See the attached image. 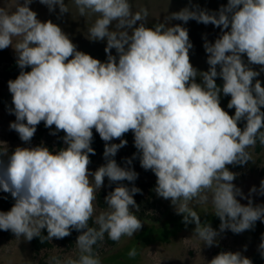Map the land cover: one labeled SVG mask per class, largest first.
Masks as SVG:
<instances>
[{
  "label": "clouds",
  "instance_id": "9594fccd",
  "mask_svg": "<svg viewBox=\"0 0 264 264\" xmlns=\"http://www.w3.org/2000/svg\"><path fill=\"white\" fill-rule=\"evenodd\" d=\"M32 2L18 0L13 12L0 7V50L11 46L21 69L8 81L14 106L10 113L16 118L10 129L27 144L43 122L46 128L55 126L51 135L65 133L64 147L0 150V190L15 201L9 211H0V230L26 241L39 237L41 243L76 230L81 233L76 241L79 257H52L50 264H101L93 246L105 234L118 242L143 226L133 211H139L134 195L141 189L118 183L134 182L138 173L113 158L127 145L122 137L129 131L141 167L157 178L155 193L171 200L185 224H195L193 234L204 245L212 247L225 230L240 234L264 222V205L253 206L233 183L238 174L227 167L245 165L252 159L249 149L257 141L264 145V87L256 79L264 72V0H227L217 12L185 7L165 18L221 28L214 43L205 40L203 45L207 71L190 63L193 45L187 28L146 26L147 9L133 13L129 0H74L81 16L98 14L88 39L106 41V62L78 51L51 20L41 22L29 7ZM39 3L50 12L57 6L61 14L68 12L64 0ZM113 22L115 31L110 30ZM14 37L19 39L13 45ZM251 65H259L260 71ZM221 92L231 97L227 107L235 109L234 115L220 106ZM241 121L246 122L243 129L238 127ZM93 129L105 142L106 161L94 172L88 167L90 154L95 155ZM114 139L120 143H110ZM105 178L117 186L104 198L106 210L95 216L98 227H91L97 190ZM256 192L253 187L249 195ZM259 193L264 195V180ZM238 196L248 198V204H241ZM210 197L219 232L201 223L189 207L193 201L207 204ZM259 250L264 257V236ZM128 255L134 257L135 249ZM207 264L253 262L239 251H224Z\"/></svg>",
  "mask_w": 264,
  "mask_h": 264
},
{
  "label": "rangeland",
  "instance_id": "374dc122",
  "mask_svg": "<svg viewBox=\"0 0 264 264\" xmlns=\"http://www.w3.org/2000/svg\"><path fill=\"white\" fill-rule=\"evenodd\" d=\"M23 3V0H20ZM68 12L61 14L57 6L54 11H49L46 5L39 3V0H33L29 5L30 9L37 14V18L41 22L51 20L59 25L62 30L69 36L72 42L77 46L78 51L85 52L93 58L106 62L107 55L104 51L106 41L89 40V28L98 18V14H86L81 16L74 0H64ZM18 0H0V7L8 12L15 11ZM133 13L141 9H147L148 16L145 21L146 26L153 27L158 23H166L175 26L180 24L188 29L189 38L193 47L189 50L190 63L198 71H207V54L203 47L205 40L213 42L221 35V28L215 27L212 24L205 25L198 23L195 20H189L187 23L178 20H166L165 18L173 12H178L181 9L188 7L189 9H206L209 12H217L221 6L227 4V0H129ZM110 30L115 31V22H113ZM230 30V29H229ZM19 38H13V45ZM8 50L16 57L14 49L9 46ZM113 55H117L115 49L112 50ZM17 58V57H16ZM247 63L246 55L242 57ZM255 71H260L259 65H251ZM219 71V66L218 69ZM264 86V72L256 77ZM222 81V78L217 77L216 83ZM196 82H201L197 77ZM230 96H225L220 93V104L227 110L235 113V109H228L227 105ZM15 115L5 112L0 108V145L4 149H8L9 153L15 150L16 147H36L43 146L51 149L56 148L60 139L55 135H45L40 137V128L37 126V131L30 143H25L20 140L19 135L10 129V123L15 121ZM245 122V121H241ZM93 134L96 133L93 129ZM99 135V134H98ZM124 139V138H122ZM114 143H120L119 139L112 140ZM134 143V135L127 141V145L118 150L120 159H132L130 150ZM251 161L241 171L229 170L237 173L234 185L239 187L244 196L252 200L253 206L264 205V195L259 193L261 181L264 180V150L258 154L254 148H250ZM132 161V160H131ZM101 161L96 162L92 166H88L89 170L94 172L98 167L103 165ZM119 166L131 168L138 173L139 178L143 177V170L139 162L132 161L131 164L120 163ZM228 165L227 167H230ZM109 184L107 178L104 179V185L101 189L106 188ZM255 187L256 193L250 194V189ZM98 191V190H97ZM4 194L0 191V195ZM248 198L237 197L241 204L247 205ZM163 203L156 215L162 217L159 221H150L142 218L138 214L135 215L142 221L141 230L133 236H123L118 244L108 252L99 253L98 257L101 264H207L214 256L224 251L241 252L243 256L251 259L253 254L260 251L259 245L262 236H264V222L257 221L254 227L240 234H234L230 230H225L216 238V244L212 247L204 245L193 233L195 224L183 222V216L178 215L175 211L171 200L161 198ZM189 207L193 208L200 215L201 223H208L211 227L219 232L220 219L214 215V208L211 204V197L207 204H197L194 201L190 202ZM102 210L96 208L95 216ZM134 211V210H133ZM246 247V250H245ZM135 249L136 255L130 257L128 254ZM80 255L77 246L72 250H66L59 242H55V246L47 255L42 254L36 258L32 252L31 241L19 239L13 234L8 236L4 234L0 236V264H39L41 260L50 264V258L57 257L61 260L68 258L77 259Z\"/></svg>",
  "mask_w": 264,
  "mask_h": 264
},
{
  "label": "trees",
  "instance_id": "16d2710c",
  "mask_svg": "<svg viewBox=\"0 0 264 264\" xmlns=\"http://www.w3.org/2000/svg\"><path fill=\"white\" fill-rule=\"evenodd\" d=\"M16 59L17 58L12 55V53L8 50V48L0 50V108L5 112H9L10 109L14 107L12 104V94L9 92V88H8V81L15 80L20 74L21 69L17 65ZM24 70L30 71L31 69L25 68ZM197 83H200V82H197ZM216 84L217 86L222 87L223 80L220 82H217ZM262 87L264 86L262 85ZM220 106L226 112H228L230 116L234 115L233 112L227 110L223 105L220 104ZM261 111H264V107L261 108ZM245 123L246 122H239L238 127L243 129ZM39 128H40V133H39L40 137L45 136V135L47 136L51 135L50 133L55 131V126H53L52 128H46L43 122L39 124ZM64 135L65 133L63 131H60L55 135L60 140L57 144V147L51 148L50 150L56 151L64 147V142H63ZM132 135L133 133L129 131L122 138L128 141L130 140ZM110 143H114V142L110 141ZM91 147L95 150V155L90 154L91 164L89 166L94 165L98 161H101L105 164L106 161L103 156L105 142L100 138L98 134H93V141H92ZM0 150H4V147L2 145H0ZM263 150H264V145H261L259 141H257L255 145L256 153L260 154ZM130 156H132V159H131L132 161L140 163L139 153L137 149L135 148L134 143L130 150ZM113 158L116 160L118 165L120 163H127V160H128V159H120L119 152H117L116 156ZM248 163L242 166L241 165H231L230 167H228V170L232 169L236 171H241L248 165ZM142 170H143L142 171L143 177L144 176L148 177L149 178L148 180H146L145 178L138 177L134 182L121 181L118 183L123 184L129 188H131L132 186H135L141 189L140 193H137L134 195V200L136 201V204L139 206V211H136L135 209H133L134 212L146 220L159 221L162 217V213L160 216L159 215L157 216L156 212L159 211L163 203L161 202V197H158L154 191L156 187L157 178L151 170H145L143 168ZM116 186L117 184L115 183L111 185L108 184L106 188H103L97 191V200L95 204L98 210H102V211L106 210L107 205L105 203L104 198L110 191H113ZM3 193L4 194L0 195V211L7 212L12 208L15 201L12 198L10 193H5V192ZM94 220H95V215L93 216L92 219H90L89 226L98 227L97 225H95ZM41 231H42V235L47 236L46 229H43ZM6 233L8 234V236L13 235L11 231L0 230V236H3ZM80 234H81L80 232H77L76 230H72L71 235H69L68 237H65L63 239L53 238L51 241H45L43 243H41V240L39 237H34L31 240L32 252L36 258L41 256L42 254L47 255L54 248L56 241L59 242V244L62 245L64 248H66V250H72L76 247L77 237ZM118 242H114L110 240L107 237V234H105L103 241H98L97 244L93 246L94 253L98 255L99 253L108 252L111 249H113L118 244ZM251 260L253 264H264V257L261 256L260 251L254 253ZM39 264H49V263H47L44 260H41Z\"/></svg>",
  "mask_w": 264,
  "mask_h": 264
}]
</instances>
